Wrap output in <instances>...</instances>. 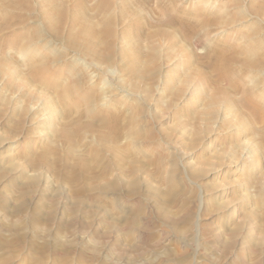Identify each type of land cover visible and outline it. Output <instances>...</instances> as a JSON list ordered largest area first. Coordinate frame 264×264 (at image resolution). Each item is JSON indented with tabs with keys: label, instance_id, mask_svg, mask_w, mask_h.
<instances>
[{
	"label": "rangeland",
	"instance_id": "obj_1",
	"mask_svg": "<svg viewBox=\"0 0 264 264\" xmlns=\"http://www.w3.org/2000/svg\"><path fill=\"white\" fill-rule=\"evenodd\" d=\"M128 1L0 0V264H264V0Z\"/></svg>",
	"mask_w": 264,
	"mask_h": 264
},
{
	"label": "bare ground",
	"instance_id": "obj_2",
	"mask_svg": "<svg viewBox=\"0 0 264 264\" xmlns=\"http://www.w3.org/2000/svg\"><path fill=\"white\" fill-rule=\"evenodd\" d=\"M8 1V0H7ZM107 1H108V3H109V0H106V4H105V0H102V2H104V4L107 6V8H108V5H107ZM13 2H14V0H13ZM16 2H17V0H16ZM19 2V1H18ZM127 2H129L128 0H127ZM7 4V3H6ZM15 4V3H14ZM17 4V3H16ZM103 4V6H105ZM2 7V6H1ZM4 11V10H3ZM3 11H1V12H3ZM58 11H60V10H58ZM59 13V12H58ZM62 13V12H61ZM79 13V12H78ZM111 13V12H110ZM63 14V13H62ZM83 14V13H82ZM5 15V14H4ZM57 15V14H56ZM65 15V14H64ZM63 15V16H64ZM108 15H109V13H108ZM84 16V15H83ZM107 16V15H106ZM61 18H63L62 17V15L60 16ZM60 17H58L59 19H60ZM90 17V16H89ZM109 17H110V15H109ZM83 18V17H82ZM14 19V18H13ZM63 20V19H62ZM61 20V21H62ZM100 20H102V19H100ZM59 21V20H58ZM103 21H105V19H103ZM106 21H108V20H106ZM105 21V22H106ZM109 21H111V20H109ZM222 21V20H221ZM220 21V22H221ZM60 22V21H59ZM99 22V21H98ZM102 21H100V23H101ZM97 23V22H96ZM60 24V23H59ZM110 24H112V22L110 23ZM101 25H103V26H105V24H104V22H103V24H101ZM81 28H78V29H80V30H74L73 31V33H72V35L74 36V38L75 39H77V38H81V37H85L86 39H87V43L91 46V49L92 48H96V46H98L100 43L102 44V42L108 47V48H112V43H111V41H110V39L109 40H107V38H105L106 40L105 41H102L101 39H100V35L102 34V33H104L102 36H104L105 35V32H107V36H108V32L109 33H111V32H113L114 33V31H113V25L111 26V25H106V26H111L113 29L111 30L109 27H107V28H105L104 27V29L103 30H100V31H98V30H96L95 28H94V26L96 27V24H94V26L92 25V24H90L88 21L86 22V20L84 19L83 20V22H82V24H81ZM98 26H99V23H98ZM97 26V27H98ZM110 30V31H109ZM72 32V31H71ZM71 32H70V34H71ZM116 33V32H115ZM112 35V34H111ZM114 36V35H113ZM73 39V38H72ZM71 40V39H70ZM113 40V39H112ZM80 41V39L78 40V42ZM73 42H74V40H73ZM71 43V42H70ZM76 44H77V41L75 42ZM79 43H81V41L79 42ZM78 43V44H79ZM72 44V43H71ZM75 44V45H76ZM82 44V43H81ZM87 44V45H88ZM248 44H249V42H248ZM251 44V43H250ZM255 44V43H254ZM253 44V45H254ZM252 45V46H253ZM78 47V46H77ZM76 47V48H77ZM260 47V46H259ZM87 49H90V48H87ZM90 49V50H91ZM244 49L246 50L245 51V54L247 53V55H250L251 56V54L253 53V51L251 52V50H253L254 49V47H252V48H250V47H244ZM94 52H95V50H93ZM221 51H223L224 52V50H221ZM256 51V50H255ZM90 52H92V51H90ZM225 53V52H224ZM223 53V54H224ZM226 53H227V51H226ZM222 54V53H221ZM220 54V56H222ZM231 55V54H230ZM252 57V58H251ZM251 57H247L248 59H247V61H249L250 59L252 60L253 59V56H251ZM217 58V60H218V62H219V64H221V62H220V59L221 58H219V56L218 57H216ZM230 58V57H229ZM223 59H225L223 56H222V60ZM255 59V58H254ZM253 59V60H254ZM228 60V61H227ZM233 60V59H232ZM225 61H226V63H228L229 65L232 63L229 59H225ZM230 61V62H229ZM256 61V60H255ZM244 62H246V60H244ZM31 63V62H30ZM35 63V62H34ZM253 63V62H252ZM33 64V63H32ZM31 64V65H32ZM227 64V65H228ZM253 64H255V63H253ZM253 64H251V65H253ZM227 65H226V67H227ZM233 65V64H232ZM38 67V66H37ZM222 67V66H221ZM40 68V67H39ZM6 69V68H5ZM7 70V69H6ZM5 70V71H6ZM34 70V69H33ZM35 70H38L37 68H35ZM35 73V72H34ZM36 73L38 74V71H36ZM30 75H33V74H30ZM34 76V75H33ZM36 76V75H35ZM26 78V77H25ZM79 78V77H78ZM69 81V80H68ZM85 82V81H84ZM75 83V82H74ZM77 83V82H76ZM86 85V84H85ZM74 86V85H73ZM64 89V88H63ZM70 89V88H69ZM74 89V88H73ZM65 90V89H64ZM97 90V89H96ZM66 92H67V90H65ZM70 91V90H69ZM74 91V90H73ZM72 92V91H71ZM61 93V92H60ZM68 93V92H67ZM72 93H74V95H71L72 96V98H73V96L77 99L76 101V108L78 109V111H81V110H84L85 109V106H86V104H87V100L88 99H85V97L83 98L81 95H79L77 92V94L79 95H77L75 92H72ZM64 94V93H63ZM82 94V93H81ZM65 95V94H64ZM63 95V96H64ZM84 95V94H83ZM68 96H70V94L68 93V95L66 96L65 95V98H67ZM98 97V96H97ZM65 98H64V101H66V100H68L69 101V99L67 98L66 100H65ZM98 100V99H97ZM70 101H71V98H70ZM73 101V100H72ZM75 101V100H74ZM47 105V104H46ZM91 107V106H90ZM87 109V108H86ZM90 110H92V108L90 109ZM109 110V109H108ZM109 112H113L112 110H109ZM96 113V112H95ZM94 114V113H93ZM88 116H89V114H88ZM91 116V115H90ZM90 118V117H89ZM93 121V120H92ZM124 121V120H123ZM89 122V121H88ZM90 122H91V120H90ZM89 122V123H90ZM84 124V123H83ZM91 124V123H90ZM82 125V124H81ZM106 125V124H105ZM64 126H66L65 124H64ZM113 128V127H112ZM115 128H113V130H114ZM71 130V131H70ZM80 131H82L81 129H79ZM75 131V130H74ZM119 130H116L115 129V131H114V133L115 134H118L117 132H118ZM73 132V128L72 129H69V127H66V129H65V127H64V130H62L61 131V136H63V138L66 140H68V142H70L71 141V137H73V136H71L70 135V133H72ZM74 134V133H73ZM71 136V137H70ZM69 138H70V141H69ZM25 141V140H24ZM72 142H74V141H72ZM72 142H71V144H72ZM27 143V142H26ZM25 143V144H26ZM24 144V143H23ZM20 145V144H19ZM19 145H14V146H12V149H18L19 148ZM8 146V145H7ZM74 145H72V147H73ZM68 147H69V150H71V151H73L72 150V147L71 146H69L68 145ZM7 148V147H6ZM9 148V147H8ZM91 149H93V147L91 148ZM6 150V149H5ZM111 150L113 151V152H117L119 149H117L116 147H111ZM121 150V149H120ZM2 151H4V150H2ZM15 151V150H14ZM20 151V150H19ZM91 152V151H90ZM21 153V152H20ZM93 153L95 154V156H94V158L95 159H98L99 158V153L97 152V150H96V148L94 149V151H93ZM48 156V155H47ZM81 156V155H80ZM46 157V156H45ZM121 157H123V156H121ZM41 158V157H40ZM42 158H44L43 156H42ZM83 158H84V156H83ZM83 158H78L77 159V163L76 164H78V165H81V169H83V171L86 169L87 171H90V168H89V164H87L88 162H86V161H84V159ZM87 158V157H86ZM120 158V157H119ZM100 160H102V159H100ZM44 161H46V160H44ZM89 161V160H88ZM90 163H91V161H89ZM93 162V161H92ZM96 162H97V160H96ZM129 167V166H128ZM35 170V169H34ZM106 170V169H105ZM36 171V170H35ZM79 171V170H78ZM82 171V172H83ZM87 171H86V173H87ZM92 171V170H91ZM129 172V171H128ZM89 173V172H88ZM82 175V174H81ZM83 176V175H82ZM83 177H85V176H83ZM96 177V176H95ZM80 178H81V176H80ZM93 178V177H92ZM88 179V178H87ZM83 189V188H82ZM81 190V189H80ZM82 191V190H81ZM84 191H86V190H84ZM83 191V192H84ZM89 191H91L90 189H89ZM93 192V191H92ZM104 192V191H103ZM261 192V196H260V194H259V198H258V203L260 204L259 206H261V208L264 210V191L263 190H261L260 191ZM76 193H79V192H76ZM120 193V192H119ZM119 199V198H118ZM261 235V234H260Z\"/></svg>",
	"mask_w": 264,
	"mask_h": 264
}]
</instances>
